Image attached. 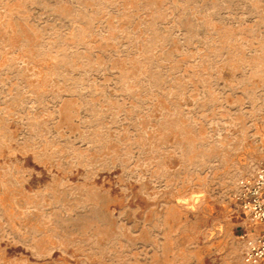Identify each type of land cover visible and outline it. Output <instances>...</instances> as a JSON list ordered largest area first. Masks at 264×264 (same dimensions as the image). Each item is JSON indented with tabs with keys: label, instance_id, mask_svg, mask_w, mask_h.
I'll use <instances>...</instances> for the list:
<instances>
[{
	"label": "rangeland",
	"instance_id": "374dc122",
	"mask_svg": "<svg viewBox=\"0 0 264 264\" xmlns=\"http://www.w3.org/2000/svg\"><path fill=\"white\" fill-rule=\"evenodd\" d=\"M264 159V0H0V264H242Z\"/></svg>",
	"mask_w": 264,
	"mask_h": 264
},
{
	"label": "built area",
	"instance_id": "2783aa9c",
	"mask_svg": "<svg viewBox=\"0 0 264 264\" xmlns=\"http://www.w3.org/2000/svg\"><path fill=\"white\" fill-rule=\"evenodd\" d=\"M237 200L247 217L252 221L264 222V159L254 174L239 182ZM242 239L244 261L248 264H260L264 259V228L255 236L246 231L242 234Z\"/></svg>",
	"mask_w": 264,
	"mask_h": 264
},
{
	"label": "crops",
	"instance_id": "0c3cea01",
	"mask_svg": "<svg viewBox=\"0 0 264 264\" xmlns=\"http://www.w3.org/2000/svg\"><path fill=\"white\" fill-rule=\"evenodd\" d=\"M253 227L250 228V231H247L251 236H255L259 234L262 229L264 228V222H259V221H252ZM242 264H248V263H242ZM260 264H264V259L261 261Z\"/></svg>",
	"mask_w": 264,
	"mask_h": 264
}]
</instances>
